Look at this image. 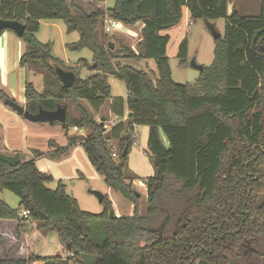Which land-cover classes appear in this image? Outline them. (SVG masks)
I'll list each match as a JSON object with an SVG mask.
<instances>
[{"label":"trees","instance_id":"obj_1","mask_svg":"<svg viewBox=\"0 0 264 264\" xmlns=\"http://www.w3.org/2000/svg\"><path fill=\"white\" fill-rule=\"evenodd\" d=\"M231 1L115 0L111 8L75 16L72 0H0V19L24 26L19 65L45 77L41 92L25 81L24 109L35 113L38 107H64L65 123H57L67 142L61 146L50 138L45 150H34L33 158L26 159L20 153L7 155L0 136V189L13 193L19 202L14 209L0 199V219L16 221L18 236L25 222H36L40 232L56 234L66 253L5 256L0 264H232L230 257H249L240 248L247 243L255 250L251 254L264 258V199L259 201L264 168V0H258L259 12L251 16L235 9L228 13ZM184 7L192 21L223 19L224 32L214 41L211 64L203 66L193 83L183 84L171 77L166 54L169 35L162 32L180 22ZM105 17L126 26L142 23L137 53L123 44L110 50L108 42L105 47L98 43L96 32ZM41 20H62L66 33L77 32V41L67 47L89 50L88 66L95 74L80 78L71 68L64 69L50 55V45L36 39ZM4 31L11 30L0 29V35ZM187 53L184 38L176 51L181 65L187 64ZM118 56L152 60L156 72L121 64ZM58 67L73 72L71 87L61 84L55 73ZM109 75L124 83L125 99L111 97ZM52 76L60 83L50 81ZM0 100L6 105L14 102L1 87ZM108 103L119 120L107 129L95 115ZM69 104H74L75 115L68 113ZM125 109L127 117L122 121ZM73 126L77 130L69 135ZM138 126L148 128L143 151L154 170L144 178V208L132 187L137 178L128 168ZM76 145L103 183L133 205L131 216L110 218L106 195L100 202L101 213L92 214L80 209L62 181L54 189L46 186L53 178L36 167L35 158L60 159ZM166 203L174 206L162 227L159 220L167 211ZM21 210L28 211L26 217L19 214ZM98 220L103 227L101 238L95 240L90 227Z\"/></svg>","mask_w":264,"mask_h":264},{"label":"rangeland","instance_id":"obj_2","mask_svg":"<svg viewBox=\"0 0 264 264\" xmlns=\"http://www.w3.org/2000/svg\"><path fill=\"white\" fill-rule=\"evenodd\" d=\"M238 2L234 3L235 9H237L238 7L239 10L245 15H256L259 12L260 6H259L258 0H239ZM114 3H115V0H104L102 2V7L104 8L103 10L113 7ZM90 6L91 5L87 4L86 1L84 0V3L79 4L78 7L80 8L82 12H85L91 9ZM78 7H76L75 10L74 8L71 10L72 14L75 16H78L80 14V10H78L79 9ZM51 22H55L57 25L56 26L50 25L52 24ZM188 22L189 21L185 23V18H182L177 27L173 29L171 28V30L169 29L171 38H170V42L167 47V57H168V64L171 70V77L175 82L183 83V84L193 83L198 78L199 72L190 65L192 61H194L197 64H201L203 66H209L211 64L213 60V49L215 45L214 44L215 40L213 39L212 33L215 32L219 34L221 37L224 32V20L223 19H218L212 22H207L204 20H197V21L191 20L190 23ZM45 23L46 25H39V29L36 32L35 36H36V39L40 43L42 44L48 43L50 45V55L56 59H59L60 65L64 69L71 68L72 70L76 71L80 78H86L89 75L95 74V72L92 71L90 67L88 66L91 64V61H92V53L89 50L82 49L80 51H71L67 47L68 44L76 42V40L78 39V33L77 32L66 33V30H65L66 27L62 20L46 21ZM162 33H166V31H163ZM96 36H97L98 43L101 44L103 47H105V41H106V42H111L113 44V50L121 49L122 44L125 47H129L134 53H137L139 50L137 47V40L140 37V30L138 28V25H134V27H132V26H126V25L119 24L118 29L116 31H112L109 34L104 33L102 30V27L100 26V28L96 32ZM184 38L187 39V43H188V53H187L188 57H187V64L181 65L176 57V51H177V47L179 43ZM81 59H83L84 62H80ZM118 61L121 64L130 65L135 69L143 70L147 73H149L150 71L156 72V68L152 60L125 59V58L118 56ZM27 75H28L27 81L32 83L34 89L37 92H41L45 85L44 75L42 73L32 71V70H28ZM50 81L56 82L57 80L55 79V77L52 76L50 78ZM107 82L110 86V95L112 98L114 97L123 98L126 95L125 85L120 79H118L115 76L109 75L107 76ZM4 91L6 93V90ZM79 103L83 107L88 109V111L91 112L87 103H85L84 101H80ZM24 104H25V101H24ZM11 110L13 109L11 108ZM67 110L70 115H75L77 113L74 104H69L67 107ZM100 116L101 115L99 113L98 118L95 116V120L97 122H102V124H104V128L108 129L109 127L105 123L109 122L110 119H106ZM25 121L29 122L28 120H25ZM29 123H32V122H29ZM32 124H35V125L42 124L48 127L53 126L54 128H58V131H59V128L61 127L57 122H54L52 126L49 125L47 122L32 123ZM0 131L1 132L3 131V128H1V126H0ZM70 131L76 132V131H73L71 127H70L69 132ZM58 134L59 136H54L53 139H55L62 146H65L67 142L64 141L65 139L64 136L63 135L61 136V133L59 132ZM107 134H108L107 132H104V135H107ZM39 138L40 139L33 141L32 140L33 137L31 136L26 137L25 139H22L21 141L18 140L15 144L16 148L13 149L12 151L10 152L6 151L4 147H3V151L7 155H10L13 153H20L26 159H31L33 158L34 150H45L46 148L45 147L46 143L44 145H40V142H42L43 139H41V137ZM162 138H163L164 143H166V138L163 135H162ZM140 139L138 141H135V143L130 149L129 154L131 155H129L128 158H129L131 168L129 167L128 168L130 169V172L132 173V175L137 178V180L144 183V178H146L147 176L153 175L154 170H153V167L150 161L146 157H144L143 150L146 149V146L145 147L143 146V142H141ZM12 143L13 142H10V144ZM70 155L71 154L69 153L68 155L60 159H51L49 157H38V158H35V164L37 163L36 159L44 158L43 161H45V163L48 164V167H49L46 173L50 174L51 176L57 173L58 168L60 170H63V173H66L68 176H66L67 177L66 179H62L60 181H62L64 184L67 185L68 195L72 196L75 199L77 197L79 201L78 205L81 210L92 213V214L101 213L102 208H103L102 204L97 200V198L94 195L89 193V190H97L106 196H107L106 193L109 192L107 197L110 200L112 210L115 211L114 213L116 215L129 216L132 214L130 211V203L126 199H124L118 192L107 187L103 183L101 178L97 180H95L94 178H91V176H89L88 172L86 171V166L76 164L72 159L71 160L69 159V161H67ZM261 174L263 178L262 179L263 192L259 195V201L264 199V168L261 170ZM58 181H59L58 179L54 180L53 178V180L47 183L46 186L50 189H54L56 187L55 184H57ZM138 185L135 181V184L132 185V187L139 194L140 202L142 203V206L144 208L146 192L144 188L140 187L141 185H139V187ZM99 187L103 189L102 190L103 192L99 190ZM72 194L75 195L76 197H74ZM0 199L4 201L11 208H14V209L18 208V203H19L18 198L13 193L7 190H4V189H0ZM165 206H166L165 209L167 208L166 209L167 211L165 214H162L160 216L161 219L159 220L160 226L162 227L166 225V219L164 218L165 215L172 214L170 207H173L174 203H171V204L166 203ZM102 227H103V223L101 222V220H98L91 225L90 229H91V236L93 239L98 240L99 238H101ZM47 234L48 235L45 238H42L39 241L40 248L36 250L37 251L36 253L43 257L50 256V255L51 256L60 255L62 257L66 256L63 245L58 240L56 234L53 232H47ZM260 247L262 248L263 246H259L258 248L260 249ZM240 248H241V252H243L244 254H247L249 257H246L245 259L242 256L230 257V261L232 264H261L264 258L261 255L255 256L251 254L247 250L248 245L240 246ZM256 254L258 253L256 252ZM69 264H81V263L69 261Z\"/></svg>","mask_w":264,"mask_h":264},{"label":"crops","instance_id":"obj_3","mask_svg":"<svg viewBox=\"0 0 264 264\" xmlns=\"http://www.w3.org/2000/svg\"><path fill=\"white\" fill-rule=\"evenodd\" d=\"M87 4H90V10L85 11L84 13L89 14L92 11H94L96 8L104 9L102 7V2H96L94 0H85ZM239 0H232L228 4V12L230 13L231 10L235 9L234 3H237ZM73 3L76 7L79 6V4L84 3V0H73ZM93 3V4H92ZM239 3V2H238ZM234 6V7H233ZM79 8V7H78ZM75 10V9H74ZM80 10V8L78 9ZM240 15L242 16H251V15H245L243 14L239 8L235 9ZM80 12H82L80 10ZM258 14V13H257ZM256 14V15H257ZM182 18H185V23L189 21V13L188 10L184 7L182 8ZM181 18V19H182ZM50 21H56V20H50ZM45 20L40 21V25H46ZM53 26H56L57 24L55 22H51ZM121 24V23H119ZM179 24V23H178ZM175 25L173 28L178 26ZM123 25V24H122ZM134 25H138L139 30L142 28V23L137 22ZM134 25H131L134 27ZM171 30V28H170ZM170 30L166 31L169 35V41L170 42ZM117 33V32H116ZM140 39V37H139ZM138 39V40H139ZM137 40V41H138ZM77 41V40H76ZM167 44V47H168ZM167 47H166V54H167ZM24 51V44L19 39V37L13 32V31H4L0 35V87L6 90V93L9 97H11L15 103L22 106L24 108V84L25 81L28 79V75L26 70L19 65V59ZM127 94V92H126ZM126 95L123 97L125 99ZM21 102V103H20ZM23 103V104H22ZM99 113L102 117L109 119L113 115L109 108V103L105 104L99 112L95 115L97 118L99 116ZM124 113L127 114V110H124ZM100 116V117H101ZM20 114L16 113L14 110H11L9 106L4 104L2 101H0V126L3 128V131H0L1 136V144H3L2 147L6 149V151L10 152L13 149L16 148V142L22 139H25L26 137H33V141L40 139H43V143L40 142V145H44L49 140L48 138L53 139L54 136H59L58 132L61 133V136L63 135V130L61 127L54 128L52 127L44 126V125H35L29 122L25 121ZM50 125V124H49ZM140 128V129H139ZM58 131V132H57ZM75 132L70 131L69 135H73ZM147 133L148 128L146 126H138L135 130V136L136 141H138L140 138V141L143 142V146H146V140H147ZM37 137V138H36ZM163 139V138H162ZM55 140V139H54ZM56 141V140H55ZM65 141V139H64ZM10 142H13L10 144ZM164 142V141H163ZM56 143L59 144L57 141ZM64 144V142H63ZM62 146V145H61ZM46 147V144H45ZM70 157L67 159L73 160L76 164L84 165L86 166V171L88 172V175L91 176V178H94L95 180L100 179V176L95 172V169L92 167L90 162L87 159L86 154L84 153L82 147L80 145H76L70 152ZM131 155V154H129ZM128 155V157H129ZM145 157V156H144ZM44 158L36 159L37 163L35 164L36 167L42 171L46 172L48 170V164L43 161ZM66 161V162H67ZM64 162V163H66ZM68 163V162H67ZM89 163V164H88ZM51 167V166H50ZM66 167V166H64ZM128 167L131 168L129 158H128ZM65 171V170H64ZM54 174V173H53ZM135 174V173H134ZM55 179L62 180L66 179L68 176L66 173H63V170H60L58 168L57 173L55 175H52ZM149 177V176H147ZM84 178V176H83ZM135 181L138 185L140 182L137 179H134L132 185L135 184ZM56 186V184H55ZM139 187V185H138ZM145 189L144 186H140ZM68 187L65 184V192L67 193ZM99 190L102 191L103 189L99 187ZM103 192V191H102ZM109 193V192H108ZM108 193L107 196H108ZM68 194V193H67ZM73 195V194H72ZM76 197L75 195H73ZM76 200L78 201L77 197ZM79 203V201H78ZM130 203V202H129ZM113 213L115 212L112 210ZM130 211L133 213V205L130 203ZM115 214V213H114ZM132 215V214H131ZM129 215V216H131ZM115 216L119 217L120 215ZM16 228L17 223L14 220H8V219H0V258H3L5 256H8L9 258H26L30 254L43 257L39 254H37L36 250L40 248L39 241L42 238H45L48 234L40 232L37 229V223L36 222H25L24 223V229L20 236L16 234ZM51 256V255H50ZM31 264H41L40 261H35Z\"/></svg>","mask_w":264,"mask_h":264},{"label":"water","instance_id":"obj_4","mask_svg":"<svg viewBox=\"0 0 264 264\" xmlns=\"http://www.w3.org/2000/svg\"><path fill=\"white\" fill-rule=\"evenodd\" d=\"M0 29H9L13 31L18 37H20L24 31V26L18 21L0 19ZM212 36L214 40L220 37V35L215 32L212 33ZM108 47L110 50H112L113 44L111 42H108ZM190 65L198 72H201L203 70V65L197 64L194 61H192ZM55 73L64 87L69 88L73 85L75 77L72 71H66L58 67L55 69ZM8 106L12 108L16 113L20 114L24 119L32 123L47 122L50 125L54 122H59L60 124L65 123L66 111L65 108L60 105H57L53 110H45L41 107H38V110L35 113H29L22 106L13 101H10L8 103ZM125 152L126 150L124 149L122 150L121 154L125 155ZM89 193L94 195L99 202L102 201L103 194L99 191L89 190ZM136 196L138 197L139 194L136 193ZM109 217H114V213L112 210L109 212ZM247 245L249 246V243H247Z\"/></svg>","mask_w":264,"mask_h":264},{"label":"built area","instance_id":"obj_5","mask_svg":"<svg viewBox=\"0 0 264 264\" xmlns=\"http://www.w3.org/2000/svg\"><path fill=\"white\" fill-rule=\"evenodd\" d=\"M101 27H102V30H103L104 33L109 34V33H111L112 31H116V30L118 29V27H119V22H117L116 20H113V19H111V18L105 17V18L103 19V22H102V24H101ZM126 117H127V114L124 113L123 116L121 117V120H122V121L125 120ZM109 119H110V121L105 123V124H107L108 127L114 125L115 122L119 120L118 117H116V116H114V115H113L111 118H109ZM107 126H105V127H107ZM72 130H73V131H76L77 128H76L75 126H73V127H72ZM79 134H80V135H84V133H83L82 131H80V130H79ZM111 155H112V157H116V153H115V152H112ZM139 185L144 186V185H145V181H144V183L139 182ZM19 214H20L22 217H26L27 214H28V211H27V210H21V211L19 212ZM68 255H71V254H68Z\"/></svg>","mask_w":264,"mask_h":264},{"label":"flooded vegetation","instance_id":"obj_6","mask_svg":"<svg viewBox=\"0 0 264 264\" xmlns=\"http://www.w3.org/2000/svg\"><path fill=\"white\" fill-rule=\"evenodd\" d=\"M247 250H248L249 252H250V250H251V251H255L253 247H250V245L248 246V249H247Z\"/></svg>","mask_w":264,"mask_h":264}]
</instances>
